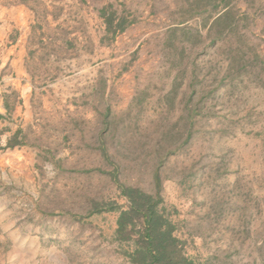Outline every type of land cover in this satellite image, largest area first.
Here are the masks:
<instances>
[{
    "label": "rangeland",
    "instance_id": "1",
    "mask_svg": "<svg viewBox=\"0 0 264 264\" xmlns=\"http://www.w3.org/2000/svg\"><path fill=\"white\" fill-rule=\"evenodd\" d=\"M0 7V264H131L123 187L195 263L264 264V0Z\"/></svg>",
    "mask_w": 264,
    "mask_h": 264
},
{
    "label": "trees",
    "instance_id": "2",
    "mask_svg": "<svg viewBox=\"0 0 264 264\" xmlns=\"http://www.w3.org/2000/svg\"><path fill=\"white\" fill-rule=\"evenodd\" d=\"M101 15L105 17L104 12ZM105 24L109 30L112 15L105 18ZM18 145L8 143V147ZM121 196L128 205L123 211L118 209L116 233L122 241L134 244L128 255L131 264H197L186 256L181 242L174 236V226L158 211L162 203L159 195L154 197L137 188L123 187Z\"/></svg>",
    "mask_w": 264,
    "mask_h": 264
},
{
    "label": "crops",
    "instance_id": "3",
    "mask_svg": "<svg viewBox=\"0 0 264 264\" xmlns=\"http://www.w3.org/2000/svg\"><path fill=\"white\" fill-rule=\"evenodd\" d=\"M0 9L2 12H4V10H6L5 7H0ZM9 11H21V12H23V11H31V10L29 8L21 5V4L20 5L16 4L14 7H10ZM14 19H15L14 20L15 25L18 27L20 25L21 19L18 17H15ZM27 27L28 26L24 27V34L30 33V27H28V28ZM15 47H16V45L13 44V45L9 46V49L11 50V49H14Z\"/></svg>",
    "mask_w": 264,
    "mask_h": 264
}]
</instances>
